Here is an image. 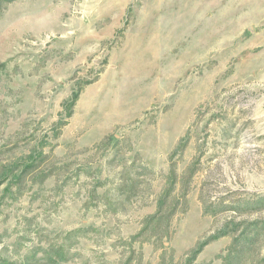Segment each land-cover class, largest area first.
I'll return each instance as SVG.
<instances>
[{
    "label": "rangeland",
    "instance_id": "obj_1",
    "mask_svg": "<svg viewBox=\"0 0 264 264\" xmlns=\"http://www.w3.org/2000/svg\"><path fill=\"white\" fill-rule=\"evenodd\" d=\"M262 198L264 0H0V264H185Z\"/></svg>",
    "mask_w": 264,
    "mask_h": 264
},
{
    "label": "trees",
    "instance_id": "obj_2",
    "mask_svg": "<svg viewBox=\"0 0 264 264\" xmlns=\"http://www.w3.org/2000/svg\"><path fill=\"white\" fill-rule=\"evenodd\" d=\"M29 168V167H28ZM16 179V178H15ZM16 181V180H15ZM252 205V206H251ZM264 207V198L259 199L255 204H248V210L256 211L257 209ZM158 213H160L161 203H159ZM151 219H156L152 217ZM264 230V228L260 227L259 224L251 223L245 224H233L230 223L225 228L219 230L215 235L210 236L205 241L199 244V246L191 252V254L186 258L185 264H195L198 255L202 251V249L208 245L209 243L218 240L221 237H225L228 235H233L232 246L228 250L227 254L221 256L223 261L222 264H242L243 259L246 255V252L252 248V246L256 243L257 239L260 237V233ZM54 255L57 257L56 261L52 260V255L50 253H45V258L47 263L49 264H61L63 261V253L60 251H54ZM34 255L32 254L31 258L27 257L26 264H32ZM31 260V261H30Z\"/></svg>",
    "mask_w": 264,
    "mask_h": 264
}]
</instances>
